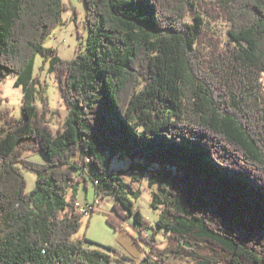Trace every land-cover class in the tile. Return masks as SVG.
<instances>
[{
  "label": "trees",
  "instance_id": "1",
  "mask_svg": "<svg viewBox=\"0 0 264 264\" xmlns=\"http://www.w3.org/2000/svg\"><path fill=\"white\" fill-rule=\"evenodd\" d=\"M63 1L0 0V84L23 89L22 119L0 110V264H138L75 239L89 181L159 263L264 264V0H83L87 47L72 60L45 47ZM38 56L68 110L56 133ZM20 166L37 174L31 192ZM144 178L155 223L135 211Z\"/></svg>",
  "mask_w": 264,
  "mask_h": 264
},
{
  "label": "rangeland",
  "instance_id": "2",
  "mask_svg": "<svg viewBox=\"0 0 264 264\" xmlns=\"http://www.w3.org/2000/svg\"><path fill=\"white\" fill-rule=\"evenodd\" d=\"M64 4L67 7V12L63 16V24L59 26L45 43L46 48H54L58 50L59 56L63 60H72L79 54L85 53L87 47V39L89 29L85 24L86 7L83 0H64ZM216 32L223 37L226 36L228 27L225 23H218L214 26ZM35 75L41 80L46 88L45 94L50 105L51 112L47 114L49 124L52 127L54 133L63 128L64 123L68 117V110L64 104L58 86L55 74L49 72V62L43 57L38 56L35 61ZM16 77L9 76L3 83L0 84V110L9 109L12 116L16 119H22V99L23 89L15 87ZM39 109H43L44 105L40 100L36 103ZM24 158L29 161L38 162L40 164H46L47 160L41 153L27 152L24 154ZM128 162L114 159L111 163V170L114 171H127ZM21 172L25 175L27 182V192H31L35 187V181H37V174L34 171L27 170L20 166ZM129 179V175L127 176ZM85 182L78 185L77 200L82 204H96V211L90 212L89 215L83 219V226L75 239L86 238L87 241L84 245L91 250L105 251L106 247H112L113 249L122 251L128 254L129 257L135 259L138 264H142L144 260L149 259L152 263H159L157 257L149 253L147 244L142 240L146 238V234L142 232L135 235L134 232L130 234L131 230L125 229L126 225L135 226L134 216L120 208L116 207V200L113 196L106 195L105 189L100 188L93 184L92 181ZM149 183L146 178L137 184V188L142 192L138 200L135 201V211H139L145 220L155 223L161 215V210H154L151 207L153 200V191L155 188H149ZM73 192H70V197ZM100 201L101 208L97 205L96 201ZM124 217V219H122ZM122 231H126V235H130L134 241L139 239L142 248H139L136 242L132 246L126 247L124 250L121 247L120 235H124L120 230L116 229L124 224ZM142 237V238H141ZM135 238V239H134ZM159 247L166 246V234L164 231L158 235Z\"/></svg>",
  "mask_w": 264,
  "mask_h": 264
},
{
  "label": "crops",
  "instance_id": "3",
  "mask_svg": "<svg viewBox=\"0 0 264 264\" xmlns=\"http://www.w3.org/2000/svg\"><path fill=\"white\" fill-rule=\"evenodd\" d=\"M100 202V201H99ZM130 229L131 230V232H130V234H132V232H134L135 233V235H139L138 233H140V231H138L139 229H137L136 227H133V226H129L128 224L126 225V227H125V229L127 230V229ZM122 234H124V235H120V241H121V247L124 249V250H126V247H129V246H132L133 245V243L134 242H136V244H137V246L139 247V248H142V246H141V240H139V239H135L136 241H134L131 237H129L130 235L128 234V235H126L125 234V232L126 231H120Z\"/></svg>",
  "mask_w": 264,
  "mask_h": 264
},
{
  "label": "built area",
  "instance_id": "4",
  "mask_svg": "<svg viewBox=\"0 0 264 264\" xmlns=\"http://www.w3.org/2000/svg\"><path fill=\"white\" fill-rule=\"evenodd\" d=\"M96 203L101 208V204H100L99 200L96 201ZM77 206H78L79 210L84 213L85 216L89 215V213L92 212V210L97 209L96 204H86L85 205V204H82L80 202H77Z\"/></svg>",
  "mask_w": 264,
  "mask_h": 264
}]
</instances>
